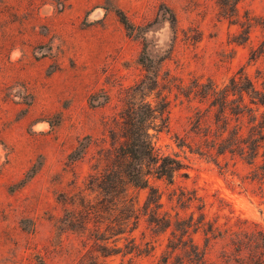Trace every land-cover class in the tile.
Wrapping results in <instances>:
<instances>
[{"label": "rangeland", "instance_id": "1", "mask_svg": "<svg viewBox=\"0 0 264 264\" xmlns=\"http://www.w3.org/2000/svg\"><path fill=\"white\" fill-rule=\"evenodd\" d=\"M236 5L239 22L224 16L222 0H0V264H93L105 244L97 237L116 208L90 187V177L123 143V112L143 104L144 92L133 88L148 74L158 73L160 83L147 100L155 102L157 92L171 100L169 124L152 130L154 141L189 163V174L174 184L152 178L164 209L179 210L175 193L185 188L221 224L264 226V186L248 178L254 166L238 155L215 161L177 145V136L197 138L190 119L197 103L176 94L181 80L223 83L241 68L264 80V0ZM120 11L146 30L145 39L126 28ZM248 16L246 40L240 22ZM131 191L142 208L149 189ZM167 235L155 234L142 215L133 232L117 237L121 247L131 236L156 246L134 256L137 264H162ZM132 256L122 251L107 264H129Z\"/></svg>", "mask_w": 264, "mask_h": 264}, {"label": "trees", "instance_id": "2", "mask_svg": "<svg viewBox=\"0 0 264 264\" xmlns=\"http://www.w3.org/2000/svg\"><path fill=\"white\" fill-rule=\"evenodd\" d=\"M222 0L224 16L239 22L237 2ZM120 18L126 28L142 36L146 30L133 24L123 11ZM175 20V18H173ZM250 38L253 25L251 18L240 22ZM264 29V23H261ZM142 63L151 70L149 61ZM159 74L146 75L133 89L144 92L143 104L130 103L123 112L124 141L115 148L114 156L103 172L91 175L90 187L97 189L104 202H112L116 208L113 220L105 225L97 237V255H91L93 264H107V258L123 251L132 254L129 264H137L134 256L152 253L156 246L142 247L135 237H128L124 247L119 246L126 231L133 232L142 215L157 235L168 234L162 252V264H264V226L250 228L246 220L237 226L228 222L221 224L218 218L209 216L207 203L195 191L181 188L177 194L179 210L164 209L160 188L152 178L164 179L174 184L179 176H187L189 163L177 151H166L157 146L156 133L168 126L171 100L168 94L157 92L155 102L147 100L159 86ZM177 95L189 102H196L195 114L191 116V132L198 138L192 143L177 136V145L187 147L191 153L218 161L220 156L238 155L254 166L248 178L264 186V80L258 84L241 68L228 81L219 83L213 78L203 81L195 77L189 84L181 80L175 85ZM173 87H169V93ZM194 117V118H193ZM261 158L262 161L259 159ZM133 188H148L144 206ZM264 190V188L262 189ZM91 213L92 208H87ZM114 247L108 245L109 240ZM197 237L203 239L202 245ZM221 243L216 261L211 260V250ZM40 264H46L44 260Z\"/></svg>", "mask_w": 264, "mask_h": 264}]
</instances>
